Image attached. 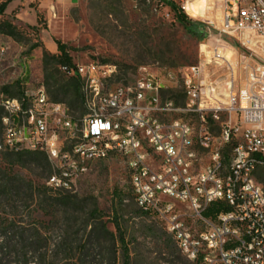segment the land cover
<instances>
[{"label": "built area", "instance_id": "built-area-1", "mask_svg": "<svg viewBox=\"0 0 264 264\" xmlns=\"http://www.w3.org/2000/svg\"><path fill=\"white\" fill-rule=\"evenodd\" d=\"M172 1L189 17L197 6ZM205 1L216 33L251 52L240 84L229 74L225 87L206 88L201 67L189 68L179 106L162 97L173 74L146 73L128 85L115 81L113 65L61 68L81 80L87 114L74 118L44 87L21 98L0 93V150L46 154L55 192L71 191L94 162L121 157L137 206L157 217L191 264H264V0ZM252 53L261 57L257 66ZM224 114L215 137L210 124ZM179 115L195 117L200 128ZM215 205L219 213L206 217Z\"/></svg>", "mask_w": 264, "mask_h": 264}, {"label": "rangeland", "instance_id": "rangeland-1", "mask_svg": "<svg viewBox=\"0 0 264 264\" xmlns=\"http://www.w3.org/2000/svg\"><path fill=\"white\" fill-rule=\"evenodd\" d=\"M46 1L50 4L52 0ZM195 1L199 4L202 0ZM206 3L203 8L207 14ZM30 4L40 6L38 0H16L8 7L9 20L16 12L22 15L24 19L14 23L27 35L17 43L0 34V93L5 87H11L12 96L20 91L33 93L40 87L48 93L47 84L52 92L57 91L66 76L57 66L44 74L42 62L44 49L58 54L55 41L69 47L76 66H116L117 83L133 84L146 73L162 78L173 74V80L164 79L167 90L162 97L179 106L184 103V73L189 68L200 66L205 87L213 82L219 90L226 86L229 74L241 83L240 67L251 55L239 42L221 37L207 20L186 14L192 24H181L165 5L166 0H76L71 6L56 9L57 16L51 15L47 22L48 30L39 35L28 30V13L33 14ZM36 44L39 48L30 51ZM252 55L251 65H259L261 57ZM74 116L79 118L81 113ZM177 117L191 121L196 128L201 126L195 117ZM227 120L224 114L210 124L215 137L220 136ZM2 136L0 127V144ZM52 174L51 164L28 156L8 157L0 150V264H22L18 258H35L31 264L37 258H47L48 264H112L116 258V264H123L119 244L114 247L113 242L119 239L117 225L129 250L130 264H191L157 217L143 214L137 206L123 158L94 162L68 192L50 191L47 180ZM258 178L264 179V167L259 169ZM9 180L31 183L32 196L6 197L3 187ZM62 198L67 200L57 201Z\"/></svg>", "mask_w": 264, "mask_h": 264}, {"label": "trees", "instance_id": "trees-1", "mask_svg": "<svg viewBox=\"0 0 264 264\" xmlns=\"http://www.w3.org/2000/svg\"><path fill=\"white\" fill-rule=\"evenodd\" d=\"M16 0H4L0 3V34L3 36H6L8 38H11L13 41L17 43H21L27 33L15 25L14 21L16 19L15 14L13 20H9L7 16V10L11 3H13ZM159 2H162L163 0H156ZM173 13L178 22L184 25H191L192 22L187 18L186 14L181 10V8L172 0H166L165 4ZM32 8L36 12L37 27H28V30L32 31L35 35H39L42 31L48 30L47 20L44 13H42L37 6H32ZM58 54H50L45 49L43 50V71L44 74H48L51 67L57 66L60 68H65L67 71L75 70L76 65L73 62V59L69 52V47L66 44H63L61 41H55ZM37 48H39V45H33L30 48V51H35ZM62 72V71H61ZM66 76V80L63 81L61 85L58 86L57 91L52 92L50 90L51 86L47 84V90L50 96V99L54 103H61L65 104L71 112V115L76 118L74 115L81 113V117L76 118L80 119L83 116L87 114L86 108H85V101L84 96L82 92V82L78 77H70L65 72H62ZM117 80H120V77H117ZM126 84V83H125ZM20 82L16 83V87H19ZM11 87H5L2 89V93L5 94L8 97L11 98H21L24 95V91H20L17 96H12L10 93ZM3 116V109L0 107V127L1 126V118ZM8 157H18L23 158L25 156L31 157L35 161H43L46 162L50 166V162L48 160V157L46 154L42 152H20V153H9L5 152ZM51 176V175H50ZM260 180V179H259ZM264 185V179L260 180ZM52 191V190H50ZM34 192V187L31 183L24 185L20 182H13L12 180H9L6 185L3 187V193H5L6 197L9 196H17L20 197L24 193H30L32 196ZM42 196L46 197V193H42ZM59 197L61 195L59 194ZM63 200H67V198H62L60 200H57L58 202H63ZM141 210V209H140ZM143 214L145 215H151L147 212H144L141 210ZM219 208L217 205L211 207L209 211L205 214L206 217L214 218L217 213H219ZM117 231L119 232V239L118 241H114V247L119 244V250L121 251L123 255V264H130V256H129V250L127 246L125 245V240L122 232L120 231L119 225H117ZM111 236V238H114V234L108 233ZM118 243V244H117ZM2 259V260H1ZM35 258H18L19 262L21 261L22 264H31ZM38 261L35 262V264H48L47 258H37ZM3 261V258H0V263ZM112 264H116V258H113ZM15 263V262H14ZM11 264V262L9 263Z\"/></svg>", "mask_w": 264, "mask_h": 264}, {"label": "crops", "instance_id": "crops-1", "mask_svg": "<svg viewBox=\"0 0 264 264\" xmlns=\"http://www.w3.org/2000/svg\"><path fill=\"white\" fill-rule=\"evenodd\" d=\"M16 1H14L13 3H15ZM38 2L40 3V6H37L38 9L45 14L46 16V20L47 22H49V17L51 15H56V9H59L61 6H71L73 5L76 0H52L50 4H47L46 0H38ZM12 3V4H13ZM30 7H32V4H30ZM31 12H33V14L31 15L30 13H28L29 16V20L27 22V24L29 25V27H37L38 26V22H37V17H36V12L33 8L30 9ZM13 14V12H12ZM15 17L16 19H18L19 21H22V19H24L22 17L21 14H18V12L15 13Z\"/></svg>", "mask_w": 264, "mask_h": 264}, {"label": "bare ground", "instance_id": "bare-ground-1", "mask_svg": "<svg viewBox=\"0 0 264 264\" xmlns=\"http://www.w3.org/2000/svg\"><path fill=\"white\" fill-rule=\"evenodd\" d=\"M203 3H206L205 0H202L199 4L194 5L193 7H190L188 10V13L190 14V16L195 19V20H205V14L204 12V8H203ZM207 3H206V7H207ZM192 10H197L195 13H192ZM201 10V11H200Z\"/></svg>", "mask_w": 264, "mask_h": 264}]
</instances>
